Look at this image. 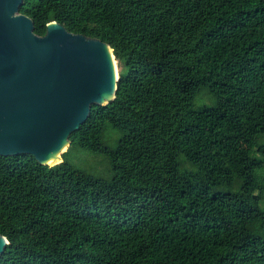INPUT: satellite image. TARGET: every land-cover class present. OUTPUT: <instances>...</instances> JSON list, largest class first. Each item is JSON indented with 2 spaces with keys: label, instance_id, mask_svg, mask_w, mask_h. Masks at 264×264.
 I'll return each mask as SVG.
<instances>
[{
  "label": "trees",
  "instance_id": "1",
  "mask_svg": "<svg viewBox=\"0 0 264 264\" xmlns=\"http://www.w3.org/2000/svg\"><path fill=\"white\" fill-rule=\"evenodd\" d=\"M18 9L107 42L118 80L61 162L0 155V264H264V0Z\"/></svg>",
  "mask_w": 264,
  "mask_h": 264
},
{
  "label": "water",
  "instance_id": "2",
  "mask_svg": "<svg viewBox=\"0 0 264 264\" xmlns=\"http://www.w3.org/2000/svg\"><path fill=\"white\" fill-rule=\"evenodd\" d=\"M21 2L0 0V155L31 154L51 166L62 161L91 104L115 98L118 70L99 38L56 20L36 34ZM6 243L0 234V255Z\"/></svg>",
  "mask_w": 264,
  "mask_h": 264
},
{
  "label": "rangeland",
  "instance_id": "3",
  "mask_svg": "<svg viewBox=\"0 0 264 264\" xmlns=\"http://www.w3.org/2000/svg\"><path fill=\"white\" fill-rule=\"evenodd\" d=\"M209 102L210 98L208 96V94H206L204 91H201L199 93V97L196 100V102ZM108 139L109 141L112 140L113 137H115V133L113 131H108ZM80 151H85V150H80ZM87 152V151H85ZM79 157V158H77ZM75 161L81 166V167H85L91 171L94 172H101L106 173V162L104 160V158L102 156H98L96 154H76V159Z\"/></svg>",
  "mask_w": 264,
  "mask_h": 264
}]
</instances>
